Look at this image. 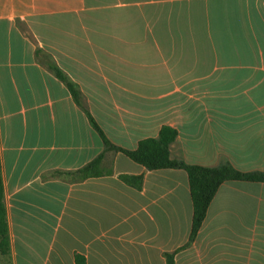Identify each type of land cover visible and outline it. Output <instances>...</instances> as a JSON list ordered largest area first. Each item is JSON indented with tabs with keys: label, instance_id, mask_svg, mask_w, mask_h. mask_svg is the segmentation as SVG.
Instances as JSON below:
<instances>
[{
	"label": "crops",
	"instance_id": "crops-1",
	"mask_svg": "<svg viewBox=\"0 0 264 264\" xmlns=\"http://www.w3.org/2000/svg\"><path fill=\"white\" fill-rule=\"evenodd\" d=\"M91 118L124 150L169 127L173 160L264 172V0H0L9 264H264V183H223L186 247L188 173L106 150Z\"/></svg>",
	"mask_w": 264,
	"mask_h": 264
},
{
	"label": "trees",
	"instance_id": "trees-1",
	"mask_svg": "<svg viewBox=\"0 0 264 264\" xmlns=\"http://www.w3.org/2000/svg\"><path fill=\"white\" fill-rule=\"evenodd\" d=\"M56 76L65 82L70 89L74 100L81 105V94L78 89L68 81L66 76L56 67L52 66ZM93 126L104 139L106 150L124 153L135 163L142 165L149 171L163 169H183L188 173L191 198L193 203L192 232L187 246L196 239L208 212V208L218 192L220 186L228 181H247L264 183V172L244 173L231 165L209 168L202 166L187 165L182 161L173 160L170 156V145L176 140L177 132L169 127H164L158 138L143 140L134 151L118 148L111 144L102 130L91 118ZM104 156H99L88 166L79 170L76 175L80 180L92 177H101L105 173L102 170ZM120 179L127 185L140 190L143 186L142 176L121 175ZM11 253L10 234L8 229L7 211L4 204V186L0 163V264H9ZM167 264H175V253L165 254Z\"/></svg>",
	"mask_w": 264,
	"mask_h": 264
}]
</instances>
